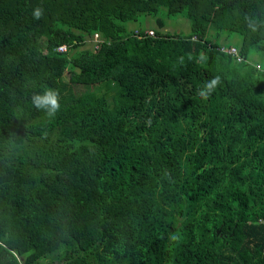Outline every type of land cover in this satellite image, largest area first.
Here are the masks:
<instances>
[{
    "label": "trees",
    "instance_id": "1",
    "mask_svg": "<svg viewBox=\"0 0 264 264\" xmlns=\"http://www.w3.org/2000/svg\"><path fill=\"white\" fill-rule=\"evenodd\" d=\"M0 264H264V0H0Z\"/></svg>",
    "mask_w": 264,
    "mask_h": 264
},
{
    "label": "rangeland",
    "instance_id": "2",
    "mask_svg": "<svg viewBox=\"0 0 264 264\" xmlns=\"http://www.w3.org/2000/svg\"><path fill=\"white\" fill-rule=\"evenodd\" d=\"M143 23H144V26H146L147 28H151L150 26H154L152 20L148 17L144 19ZM133 24H134L133 22H128L127 27H132ZM159 29L161 31H169V32H173V31H175V32H178V31L187 32L189 29V26H188V21L186 19H184L183 17H176V18L173 17V18H171L165 22L164 27L159 28ZM228 41H231V39ZM85 42H86L85 46H87L89 48L92 47V43H91L89 38H86ZM252 58L256 59V55H253ZM64 79H66V76H64ZM79 88L82 89L83 87L79 86ZM41 259H39V260H41Z\"/></svg>",
    "mask_w": 264,
    "mask_h": 264
},
{
    "label": "built area",
    "instance_id": "3",
    "mask_svg": "<svg viewBox=\"0 0 264 264\" xmlns=\"http://www.w3.org/2000/svg\"><path fill=\"white\" fill-rule=\"evenodd\" d=\"M148 34L152 35V30H148L147 31ZM91 43H92V48L95 49L98 46V42H99V37L96 33H93L90 37H89ZM57 50L59 51H63L65 49L64 45H60L58 47H56Z\"/></svg>",
    "mask_w": 264,
    "mask_h": 264
},
{
    "label": "clouds",
    "instance_id": "4",
    "mask_svg": "<svg viewBox=\"0 0 264 264\" xmlns=\"http://www.w3.org/2000/svg\"><path fill=\"white\" fill-rule=\"evenodd\" d=\"M62 45H64V44H62ZM60 46V45H59ZM65 46V45H64Z\"/></svg>",
    "mask_w": 264,
    "mask_h": 264
}]
</instances>
